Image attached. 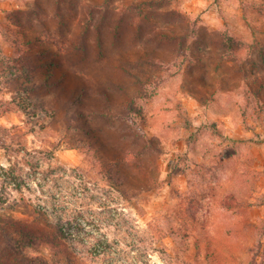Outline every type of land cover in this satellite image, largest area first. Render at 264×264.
Listing matches in <instances>:
<instances>
[{
	"label": "rangeland",
	"instance_id": "1",
	"mask_svg": "<svg viewBox=\"0 0 264 264\" xmlns=\"http://www.w3.org/2000/svg\"><path fill=\"white\" fill-rule=\"evenodd\" d=\"M0 264H264V0H0Z\"/></svg>",
	"mask_w": 264,
	"mask_h": 264
},
{
	"label": "trees",
	"instance_id": "2",
	"mask_svg": "<svg viewBox=\"0 0 264 264\" xmlns=\"http://www.w3.org/2000/svg\"><path fill=\"white\" fill-rule=\"evenodd\" d=\"M235 51L238 52L239 51V47H236ZM16 243H17V245L19 244V242H16Z\"/></svg>",
	"mask_w": 264,
	"mask_h": 264
}]
</instances>
